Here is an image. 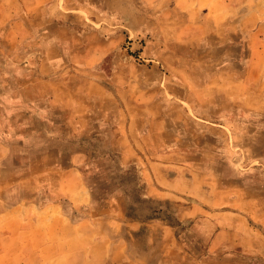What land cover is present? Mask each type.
Returning a JSON list of instances; mask_svg holds the SVG:
<instances>
[{
  "label": "rangeland",
  "instance_id": "374dc122",
  "mask_svg": "<svg viewBox=\"0 0 264 264\" xmlns=\"http://www.w3.org/2000/svg\"><path fill=\"white\" fill-rule=\"evenodd\" d=\"M64 2L0 0V138L12 153L6 166L19 170L49 156L66 168L78 150L77 180L64 178L59 202L67 219L104 223L133 254L153 249L154 264H264L251 253L264 240V52L145 48L147 37L132 31L94 65L72 69L59 55L66 64L39 73L59 26L77 35L96 29L101 37L125 31L116 13L104 12V0ZM55 78L62 94L79 79L109 92L87 100L84 131L73 138L66 131L72 111L48 106L52 87L40 91V79ZM128 123H135L133 141ZM162 175L174 179L164 199L151 195ZM22 184L6 189L10 201ZM157 221L175 230L178 242L169 249ZM217 233L222 245L206 251Z\"/></svg>",
  "mask_w": 264,
  "mask_h": 264
},
{
  "label": "crops",
  "instance_id": "0c3cea01",
  "mask_svg": "<svg viewBox=\"0 0 264 264\" xmlns=\"http://www.w3.org/2000/svg\"><path fill=\"white\" fill-rule=\"evenodd\" d=\"M58 3L51 4L57 6ZM103 4L106 14L116 13L118 19L125 22L122 25L125 31L101 37L96 29L77 35L59 26L45 56L39 59V73H50L66 63L72 69L94 65L120 48L127 33L132 31L147 37L149 44L145 48H252L253 53L264 52V0H104ZM129 44L130 48L136 47L133 42ZM59 55L62 59L65 56L66 63L61 64ZM55 80L40 79V91L44 93V88L52 87L47 91L48 106H65L72 111L68 128L73 138L74 134L84 131L87 100L94 97L100 101L109 92L94 81L79 79L73 82L70 92L62 94L57 92L60 79ZM134 127L135 123L132 127L128 123L126 128L132 141ZM11 154V146L0 138V264H154L147 253L149 250L153 253V249L133 254L129 243L113 237L104 223L96 224L93 219L71 221L64 216L59 204L66 194L67 179L64 178L72 176L77 180L74 171L77 172L80 161L78 150L68 156L66 168L59 159L46 156L29 159L21 169L15 170L6 166ZM8 177L23 182L12 201L6 189L17 182L7 184ZM157 183L161 189L151 195L169 197L167 191L174 179L162 175ZM157 222L169 249L178 242L175 230L163 221ZM129 225L136 229L132 228V223ZM221 245L217 233L206 251ZM251 253L264 257V240Z\"/></svg>",
  "mask_w": 264,
  "mask_h": 264
},
{
  "label": "trees",
  "instance_id": "16d2710c",
  "mask_svg": "<svg viewBox=\"0 0 264 264\" xmlns=\"http://www.w3.org/2000/svg\"><path fill=\"white\" fill-rule=\"evenodd\" d=\"M66 131H67V133H69L70 135H71V133H70V131H69V128L67 127L66 128ZM74 137V136H73Z\"/></svg>",
  "mask_w": 264,
  "mask_h": 264
}]
</instances>
